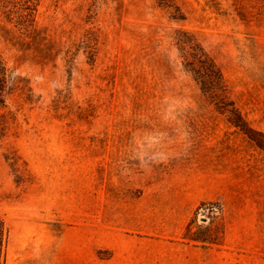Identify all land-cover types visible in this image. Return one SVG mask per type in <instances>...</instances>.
<instances>
[{"label": "rangeland", "instance_id": "1", "mask_svg": "<svg viewBox=\"0 0 264 264\" xmlns=\"http://www.w3.org/2000/svg\"><path fill=\"white\" fill-rule=\"evenodd\" d=\"M0 0L5 264H264V0ZM215 59L221 113L175 31ZM207 241L206 243H204Z\"/></svg>", "mask_w": 264, "mask_h": 264}, {"label": "trees", "instance_id": "2", "mask_svg": "<svg viewBox=\"0 0 264 264\" xmlns=\"http://www.w3.org/2000/svg\"><path fill=\"white\" fill-rule=\"evenodd\" d=\"M160 6L173 13V19L183 20L181 8L176 4L175 0H157ZM25 15L30 16L36 11V7L32 0H25ZM175 39L179 46L180 57L185 69L191 73L195 81L201 88L203 95L211 100L221 113H230L238 115V109L229 97V87L226 82L223 71L215 61V59L207 52L200 40L191 32L183 29L175 31ZM7 83V66L4 57L0 53V106H6L5 88ZM235 127L247 134L250 139L255 141L257 145L264 148V143L258 140L250 132L248 124L245 120L239 118L237 121L231 122ZM9 238V230L5 220L0 216V264H5V249ZM205 241L204 243H206Z\"/></svg>", "mask_w": 264, "mask_h": 264}]
</instances>
